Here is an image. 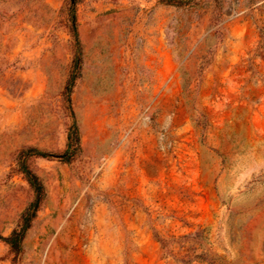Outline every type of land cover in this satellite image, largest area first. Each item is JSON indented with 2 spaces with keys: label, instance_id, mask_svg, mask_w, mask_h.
I'll return each instance as SVG.
<instances>
[{
  "label": "rangeland",
  "instance_id": "rangeland-1",
  "mask_svg": "<svg viewBox=\"0 0 264 264\" xmlns=\"http://www.w3.org/2000/svg\"><path fill=\"white\" fill-rule=\"evenodd\" d=\"M74 15L0 0V264H264V0Z\"/></svg>",
  "mask_w": 264,
  "mask_h": 264
},
{
  "label": "trees",
  "instance_id": "trees-1",
  "mask_svg": "<svg viewBox=\"0 0 264 264\" xmlns=\"http://www.w3.org/2000/svg\"><path fill=\"white\" fill-rule=\"evenodd\" d=\"M78 2H80V0H67V11L70 14V20L73 23V25L75 24L74 9ZM159 2L165 5H170V6H182V5H187L190 2V0H159ZM71 82L69 83V86ZM70 138L71 137L69 136V141H70ZM75 139L77 140L76 136H75ZM25 154L27 156L37 155L43 158L53 156V155H49L46 153L37 152L36 150H33V149L27 150ZM54 157L61 158V159H68V152L64 153L61 156H54ZM22 171L25 174L28 183L30 184V186L33 188L35 192V200L33 203L30 204L27 211L23 215V225L20 231L13 232L8 238H3V241L15 253H17L20 249V245H21V241L23 239L24 233L28 229L31 220L34 218L36 209L38 208V205L43 196V187L39 183L36 176L33 175L26 167H24Z\"/></svg>",
  "mask_w": 264,
  "mask_h": 264
}]
</instances>
